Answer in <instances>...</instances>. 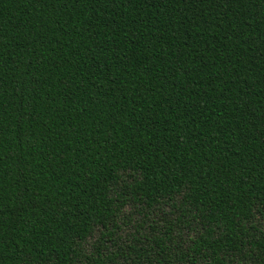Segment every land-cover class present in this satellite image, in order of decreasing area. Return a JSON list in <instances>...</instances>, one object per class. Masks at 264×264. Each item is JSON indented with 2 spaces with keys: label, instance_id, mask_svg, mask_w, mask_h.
<instances>
[{
  "label": "trees",
  "instance_id": "obj_1",
  "mask_svg": "<svg viewBox=\"0 0 264 264\" xmlns=\"http://www.w3.org/2000/svg\"><path fill=\"white\" fill-rule=\"evenodd\" d=\"M0 264H264V0H0Z\"/></svg>",
  "mask_w": 264,
  "mask_h": 264
}]
</instances>
